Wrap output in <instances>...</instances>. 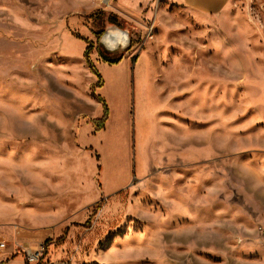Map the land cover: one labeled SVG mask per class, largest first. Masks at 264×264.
<instances>
[{
  "label": "rangeland",
  "instance_id": "obj_1",
  "mask_svg": "<svg viewBox=\"0 0 264 264\" xmlns=\"http://www.w3.org/2000/svg\"><path fill=\"white\" fill-rule=\"evenodd\" d=\"M97 12L122 27L98 39ZM0 235V264L23 261L16 244L68 264H264V0L209 18L0 0Z\"/></svg>",
  "mask_w": 264,
  "mask_h": 264
},
{
  "label": "trees",
  "instance_id": "obj_2",
  "mask_svg": "<svg viewBox=\"0 0 264 264\" xmlns=\"http://www.w3.org/2000/svg\"><path fill=\"white\" fill-rule=\"evenodd\" d=\"M88 18H92L95 22L99 23L100 28L97 31H92V33L95 36H97L98 39L101 37V35L105 31V27L107 25L122 27V23L120 22L118 17L112 13H109V12L108 13L97 12L95 14L93 13V14H90L88 16ZM85 41H87V40H85ZM91 47H92V43H89L87 48L84 50V57H85L86 63L90 67L91 71L94 72V74H96L99 77V72L94 67V65H93V63L89 57V50ZM96 49H97V52H98L101 60L104 62H108V63H115V62L119 61L120 56L122 54V51L118 52L116 50L105 49L103 47L102 43L99 42V40L97 42ZM97 85H100V81L97 82ZM98 99L103 105V116H102V119L100 121L99 120L96 121L97 122V128L102 126L103 120L106 118V114H107V107L105 105V102L100 97H98Z\"/></svg>",
  "mask_w": 264,
  "mask_h": 264
},
{
  "label": "crops",
  "instance_id": "obj_3",
  "mask_svg": "<svg viewBox=\"0 0 264 264\" xmlns=\"http://www.w3.org/2000/svg\"><path fill=\"white\" fill-rule=\"evenodd\" d=\"M230 0H170L171 3L197 15L200 18H209L225 9ZM2 264H24L21 259L11 258Z\"/></svg>",
  "mask_w": 264,
  "mask_h": 264
},
{
  "label": "built area",
  "instance_id": "obj_4",
  "mask_svg": "<svg viewBox=\"0 0 264 264\" xmlns=\"http://www.w3.org/2000/svg\"><path fill=\"white\" fill-rule=\"evenodd\" d=\"M17 248L21 253L24 264H68L65 260H52L46 255V250L43 245L37 247L24 246L16 244L14 248ZM7 247V241L0 235V255L5 254Z\"/></svg>",
  "mask_w": 264,
  "mask_h": 264
},
{
  "label": "flooded vegetation",
  "instance_id": "obj_5",
  "mask_svg": "<svg viewBox=\"0 0 264 264\" xmlns=\"http://www.w3.org/2000/svg\"><path fill=\"white\" fill-rule=\"evenodd\" d=\"M122 34L121 33H119V32H115V31H109L106 35H105V37L106 38H108L109 40H112L113 38H115V39H117V40H121L122 39Z\"/></svg>",
  "mask_w": 264,
  "mask_h": 264
},
{
  "label": "water",
  "instance_id": "obj_6",
  "mask_svg": "<svg viewBox=\"0 0 264 264\" xmlns=\"http://www.w3.org/2000/svg\"><path fill=\"white\" fill-rule=\"evenodd\" d=\"M104 32H105V31H104ZM107 33H108V32H106L105 35H106ZM103 34H104V33H103ZM103 34L101 35V37L103 36ZM101 37H100V39H101Z\"/></svg>",
  "mask_w": 264,
  "mask_h": 264
},
{
  "label": "bare ground",
  "instance_id": "obj_7",
  "mask_svg": "<svg viewBox=\"0 0 264 264\" xmlns=\"http://www.w3.org/2000/svg\"><path fill=\"white\" fill-rule=\"evenodd\" d=\"M116 32V31H115ZM117 32H119L120 33V31H117ZM121 40H123V36H122V39Z\"/></svg>",
  "mask_w": 264,
  "mask_h": 264
}]
</instances>
